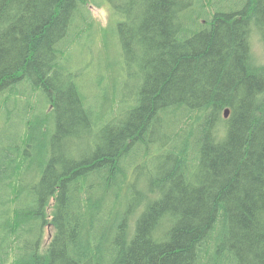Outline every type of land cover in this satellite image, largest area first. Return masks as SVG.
Segmentation results:
<instances>
[{
	"label": "trees",
	"instance_id": "16d2710c",
	"mask_svg": "<svg viewBox=\"0 0 264 264\" xmlns=\"http://www.w3.org/2000/svg\"><path fill=\"white\" fill-rule=\"evenodd\" d=\"M121 1L0 0V264H264V0Z\"/></svg>",
	"mask_w": 264,
	"mask_h": 264
},
{
	"label": "rangeland",
	"instance_id": "374dc122",
	"mask_svg": "<svg viewBox=\"0 0 264 264\" xmlns=\"http://www.w3.org/2000/svg\"><path fill=\"white\" fill-rule=\"evenodd\" d=\"M94 1H99V0H94ZM116 3L118 5L123 4L121 0H116ZM90 10L92 13L93 21L97 29L108 25L109 23L108 5H103L101 7L91 6ZM250 45H251V51H252L254 63L256 65L262 64L264 59V48L261 39L259 38L256 32L252 31V35L250 36ZM75 55H76L75 58L81 57L78 50L75 51ZM96 58L101 59L100 61L105 59V62L107 63L106 70L110 72L111 77H117V76L123 77L124 74L120 67L121 56L119 54V45L117 43V40L115 39V36L112 33L107 32V43H105L103 39L102 46L98 49L96 53ZM98 66L95 65L94 68ZM91 73H93V70L91 71ZM49 235H50V228L47 227L44 235L46 241L49 239Z\"/></svg>",
	"mask_w": 264,
	"mask_h": 264
},
{
	"label": "bare ground",
	"instance_id": "6f19581e",
	"mask_svg": "<svg viewBox=\"0 0 264 264\" xmlns=\"http://www.w3.org/2000/svg\"><path fill=\"white\" fill-rule=\"evenodd\" d=\"M263 61H264V59H263ZM262 63H263V62H262ZM225 110H228V114H227V115H225ZM229 111H230L229 108H225V109H224V117H227V116L229 115Z\"/></svg>",
	"mask_w": 264,
	"mask_h": 264
},
{
	"label": "water",
	"instance_id": "95a60500",
	"mask_svg": "<svg viewBox=\"0 0 264 264\" xmlns=\"http://www.w3.org/2000/svg\"><path fill=\"white\" fill-rule=\"evenodd\" d=\"M228 114V110H225V115H227Z\"/></svg>",
	"mask_w": 264,
	"mask_h": 264
}]
</instances>
